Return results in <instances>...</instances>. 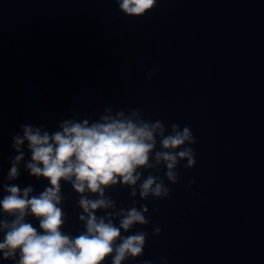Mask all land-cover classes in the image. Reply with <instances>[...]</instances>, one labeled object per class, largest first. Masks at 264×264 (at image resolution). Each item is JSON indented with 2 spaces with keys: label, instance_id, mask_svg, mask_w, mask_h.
Wrapping results in <instances>:
<instances>
[{
  "label": "water",
  "instance_id": "95a60500",
  "mask_svg": "<svg viewBox=\"0 0 264 264\" xmlns=\"http://www.w3.org/2000/svg\"><path fill=\"white\" fill-rule=\"evenodd\" d=\"M107 108L137 109L168 131L188 126L196 140V163L179 162L176 184L163 165L140 170L164 179L167 198L106 191L118 208H148V224L121 230L147 233L143 255L123 264H264V0H157L142 17L116 0H0V199L5 184L35 195L48 186L24 168L27 142L19 177L6 179L22 125L51 133ZM61 193V230L74 237L84 230L79 194L63 181ZM0 219L11 217L0 210ZM0 264L14 261L0 254Z\"/></svg>",
  "mask_w": 264,
  "mask_h": 264
},
{
  "label": "clouds",
  "instance_id": "9594fccd",
  "mask_svg": "<svg viewBox=\"0 0 264 264\" xmlns=\"http://www.w3.org/2000/svg\"><path fill=\"white\" fill-rule=\"evenodd\" d=\"M116 2L125 15L142 17L156 6L157 0ZM156 71L154 68L146 73L145 78L151 80ZM105 111L107 114L92 122L64 119L58 130L51 133L43 126L22 125V135L12 137L18 154L10 160L6 179L14 181L19 177L25 156L22 146L27 142L31 158L24 162V168L33 177L46 179L48 186L38 195L32 186L23 189L14 183L2 186L6 195L0 199V210L11 217L0 219L3 260L14 264H104L111 257V264H123L129 258L143 255L147 233L138 231L123 236L121 230L127 233L134 225L148 224V208L141 205L137 209L135 200L127 210L118 208L106 191L119 184L130 188L132 197L139 192L142 200L149 196L167 198L171 189L165 186L164 179L151 173L142 178L140 170L158 171L163 165L167 180L176 184L179 162L186 160L184 167L188 169L196 163V153L188 147L196 140L188 126L181 130L173 123L168 131L162 121H147L137 109H130L127 114L123 110L113 114L111 108ZM62 181L70 183L79 194L82 211L78 218L84 230L74 237L61 230L66 219ZM192 183L189 181V185ZM98 211H103V215H97ZM28 217L38 220L39 230L28 222ZM116 219L118 226L114 223ZM160 231L154 228L153 234Z\"/></svg>",
  "mask_w": 264,
  "mask_h": 264
}]
</instances>
